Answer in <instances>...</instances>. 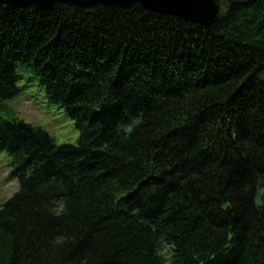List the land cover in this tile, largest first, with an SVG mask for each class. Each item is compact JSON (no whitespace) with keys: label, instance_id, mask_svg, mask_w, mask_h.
I'll return each instance as SVG.
<instances>
[{"label":"trees","instance_id":"trees-1","mask_svg":"<svg viewBox=\"0 0 264 264\" xmlns=\"http://www.w3.org/2000/svg\"><path fill=\"white\" fill-rule=\"evenodd\" d=\"M218 2L209 26L136 2L0 4V151L20 185L0 264H264V0ZM20 72L78 144L18 117Z\"/></svg>","mask_w":264,"mask_h":264},{"label":"rangeland","instance_id":"rangeland-1","mask_svg":"<svg viewBox=\"0 0 264 264\" xmlns=\"http://www.w3.org/2000/svg\"><path fill=\"white\" fill-rule=\"evenodd\" d=\"M18 81L22 89L19 96L9 101L19 118L37 126L43 127L55 139L58 145L78 144L80 132L75 121L63 107L53 103L47 96L45 89L39 85V80L32 74H21ZM0 122L11 119L8 114L3 115ZM11 158L6 151H0V203L3 204L19 191L17 178L11 176ZM260 198L258 199V202ZM168 249V248H167Z\"/></svg>","mask_w":264,"mask_h":264},{"label":"water","instance_id":"water-1","mask_svg":"<svg viewBox=\"0 0 264 264\" xmlns=\"http://www.w3.org/2000/svg\"><path fill=\"white\" fill-rule=\"evenodd\" d=\"M66 2L80 7L92 5H126L133 2L151 11L172 15L202 26L212 25L223 13L218 0H0V4L50 7L55 3Z\"/></svg>","mask_w":264,"mask_h":264}]
</instances>
